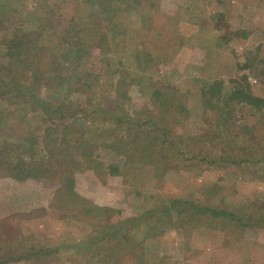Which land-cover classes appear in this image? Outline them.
<instances>
[{
  "label": "rangeland",
  "instance_id": "374dc122",
  "mask_svg": "<svg viewBox=\"0 0 264 264\" xmlns=\"http://www.w3.org/2000/svg\"><path fill=\"white\" fill-rule=\"evenodd\" d=\"M84 2L0 0V17L7 23V29L3 33L11 36L14 27L22 20L28 19L25 29L35 30L39 25H43V28L47 29L44 42L50 47H55V53L60 54L61 51L54 44L51 29L62 34L72 17L80 12L85 13L88 9L87 3ZM126 2L132 12L130 17L128 15L127 23L130 22L132 27H144L137 36L140 43L143 42L145 50L153 51L156 55H167L166 60L156 62L157 65L154 63V72L147 73L146 77L153 82L163 81L173 86L180 93L176 94V98H180L182 94V98L175 101H183L190 114L184 119L183 115L179 114L181 127L184 128L182 131H186V137L195 136L189 140L192 148L187 152V157L191 158L194 150H200L202 154L198 159H206L184 160L176 167L173 161L162 164L157 159L149 160L147 155L140 154L139 151L135 153L137 149L131 151L126 147L133 154L131 167L124 162L125 155L119 157L114 148L108 146L113 143L114 138L98 131L95 124L90 122V118L83 125L82 134L86 141L82 144L83 147H78L77 143L81 140L74 144L71 136L68 139V129L53 128L56 122L60 125L62 121L45 120L40 112L41 107H37L39 110L36 112L31 110L33 105L30 102H37L31 94H27V102L19 101L18 104L11 105L13 109L9 111L6 110L7 106L5 107L6 100L0 99V242L7 243L4 239L9 236L10 244L15 238L25 240V250L33 244L51 249L50 262L41 264H87L91 261L93 262L89 264H95V260L90 258L92 254L96 255L104 241L100 238L95 240V243L92 242V252L86 251V245L91 237L106 231L97 225L103 226L118 219L141 217L146 213L148 217L141 218L130 228V245H126L131 249L125 252L127 261L122 260L120 263L119 260L118 264H246L243 262V254L251 250L248 240L258 242L250 252L251 259L255 264H264V230L238 226L232 232H224L204 223H192L189 228L183 230L176 227L177 213L166 211L171 202L178 198L195 200L213 208L232 210L237 214L241 209H250L254 202L264 201V161L258 165L255 162H245L244 165L234 163L247 156L253 157L252 150V153L264 150V110L260 112L261 115L245 103H226L225 97L222 96L218 108L213 112L228 111L230 104L235 108L233 119L227 120L224 117L222 128L219 133L214 131L213 136L209 131L206 132L208 124L205 118L212 115L211 117L216 119V115L206 111L201 93L203 85L213 81H222L227 87L223 86L224 93H227L230 81L240 79L245 74L254 93L264 98V0ZM217 14L224 16L223 19L231 25L233 32L245 29L249 33L248 37L231 38L226 43L222 38L225 26H222L223 30L218 29ZM228 35L231 33L228 32ZM129 50L132 52L134 46ZM4 51L5 47L0 42V63H3ZM105 58V54L100 55L99 49L94 48L91 54L80 59L74 55L69 59H59L66 66V70L60 73L61 76L74 75L75 80H72L71 88L76 92L75 101H80L83 107L88 105L91 110L95 108L96 102L100 101L101 95L112 91L106 81ZM134 68L135 63L132 60L125 63V71ZM49 70L56 71L51 68ZM88 71L99 74L95 84L97 86L85 91L86 98L77 99L76 96H80L82 90H77L78 84H75V81L80 82L79 78L85 79ZM52 85L43 86L40 96L45 104L56 108L55 105L59 103L55 98L57 95H48ZM118 87L117 94L122 96L127 93L123 88L125 86ZM128 91L131 98L128 101L133 108H142L144 104L140 103L139 87L133 84ZM55 94L56 92H53V95ZM159 110L154 111L156 113ZM60 115L57 112L53 118L57 119ZM172 117V122H175L176 115L172 114ZM122 128L133 132L132 128ZM231 129H234L237 135H230ZM150 130L142 129L147 137L150 135V140L153 135L154 141L157 136L156 129L151 130L152 134ZM123 131H118L120 137L133 138L134 134ZM168 135L174 136L173 133ZM200 135L201 139L197 138ZM78 137L81 138V134L74 133L73 138ZM139 139H142V136ZM159 139L155 141L157 148L162 146L165 137L159 136ZM32 141H35L36 145H33ZM250 146L253 149H250ZM50 149L54 153H49ZM33 152L36 153L34 161L43 163L38 165H49L60 174H63L66 168L74 171L70 173L76 178L74 192L66 194L67 190L64 188L62 193H59L61 182L44 178L46 171L39 172L38 177L32 176L24 180L6 175L12 173L13 164L19 163L22 157L30 161ZM96 155L103 161H117L121 166H129L128 170L132 175L104 177L105 175L96 176V173L91 171L77 169L85 166ZM155 158L160 159L162 156L156 154ZM7 160L9 162L5 164L4 161ZM63 161L66 165L57 164ZM188 163L190 171L182 168ZM77 196L82 197L84 202ZM85 203H92L103 209H118L120 213L112 212L101 216L99 213L86 212ZM155 213L159 219L154 217ZM156 227L159 231L154 238L151 235ZM107 240L111 243L110 240L113 239L109 237ZM10 250L9 255H16L17 243L10 247ZM103 259V264L110 261L105 257ZM6 264L25 263L10 261Z\"/></svg>",
  "mask_w": 264,
  "mask_h": 264
},
{
  "label": "trees",
  "instance_id": "16d2710c",
  "mask_svg": "<svg viewBox=\"0 0 264 264\" xmlns=\"http://www.w3.org/2000/svg\"><path fill=\"white\" fill-rule=\"evenodd\" d=\"M82 1L87 3L88 9L85 13L80 12L75 17H72L70 23L63 29L62 34H58L56 30L51 29L55 42L54 44H56L61 51L60 54L55 53V47H50L44 42L45 31L47 29L43 28V25H39L35 30H26L28 19H24L19 25L14 27L12 35L7 36L3 33V31L7 29V23L0 17V42L5 47L2 58L3 63H0V99L6 100V110L9 111L13 109L11 105L15 103L18 104L19 101L27 102L26 99H28L29 96H27V94H31L36 98L35 100H37V102H30L33 105L31 110L36 112V110H39L38 108L41 107L42 110L40 112L43 113L42 115L45 120L62 121L60 125L56 122L53 128L56 130L57 128H61L62 130L68 129V139L71 136L74 144L81 140L77 143L78 147L82 146L86 141V138L82 134L84 129L83 125L84 122H87V119L90 118V122L95 124L98 131H101V133L104 132L114 138L113 143L108 146L114 148L115 154L119 157L120 155H125L126 160L124 162L131 167L133 163V154L130 150L134 151L136 149L135 153L139 151L140 154L147 155L149 160L157 159L161 161L160 163L162 164L166 161H173L176 167L179 166V162L184 160H191L193 158L200 161L205 160V157L198 159L199 155L202 154L200 150H194L192 152L193 156L191 158L187 157V152L192 148V143H190L189 140L195 136L186 137V131H182L184 128L181 127L182 122L179 121V114L183 115V119L188 118L190 115L183 101L179 103L176 102L182 98V94L180 98H176V94L179 95L180 93L173 86L163 81L153 82L148 76L146 77L147 73L154 72L152 70L157 63H161V61L167 59V55H156L153 51L145 50L143 42L140 43L137 36L144 27H134L135 25L132 27L130 22L127 23L128 15L130 17L132 12L129 10L126 0ZM216 16H218V29L223 30L222 26H225L222 38L226 43L230 41L231 38L241 36L239 38L246 39L248 37L249 33L245 31V29L241 32H233L231 25L223 19L224 16L222 14H217ZM144 24L147 25V22L144 21ZM48 27L50 28L49 23ZM228 32L231 33V35H228ZM128 45H130V47ZM131 46H134L132 52L129 50ZM94 48L99 49L100 55H106L104 59L107 60L105 67L107 71L105 76L107 77L106 81L109 83V87L112 88V91L107 94L104 93L103 96L101 95L100 101H97L95 108L91 110L88 105L83 107L80 101L78 103L75 101L76 98L74 94L76 92L71 88V82L75 80L73 78L74 75L61 76L62 74L60 73H62V70H66V66L63 65L59 59H61V57L69 59L71 55L80 59L91 54ZM131 60L135 63L134 70L125 71V63L131 62ZM154 63H156V65ZM49 68L56 71L51 72ZM85 75V79L79 78L81 79L80 82L75 81V84H78L77 90H82V92L79 93L80 96H76L78 97L77 99L86 98L84 96L85 91L90 90L92 86H95L98 82L97 78L99 74L88 71ZM59 78L61 80L57 81ZM230 83L231 85L227 93H224L223 86L224 88L227 87L222 81L207 82L203 85L201 90L202 102L206 107V111L215 113L216 115V119L211 117L212 115L205 118L208 124V130L206 132L209 131L213 136L214 131L215 133H219V129L222 128L223 125H221V122L224 117H226L227 120L229 118L233 119V111L235 108L231 107L232 105L230 104L228 105L230 106L228 111L222 110L213 112L214 109L218 108V103L221 101L222 96L225 97L226 103L230 101H238L237 104L245 103L259 114L264 110V98L254 93L248 82V77L245 76V74L240 79H232ZM133 84L139 87L141 93L140 103L144 105L140 109H138V107L133 108L134 106L128 101L131 99L128 90ZM49 85H52V87L49 88V97L57 95L55 98L58 99L59 103L55 105L57 106L56 108L45 104L44 99L40 96L41 88L43 86L49 87ZM121 85L125 86L123 88L127 91V93L124 94L125 96L116 93V89H119L117 86ZM53 92H56V94L53 95ZM101 102L103 104L100 105L99 103ZM156 109L160 110L155 113L154 110ZM57 112L61 115L57 119H54L53 116ZM172 114L176 115L177 119L175 122H172ZM114 123H116L117 126H111V124ZM122 126L132 128L133 132H131L130 129L124 130ZM148 128L151 130L156 129L155 132H157V136L154 141L153 135H151L152 140H150L148 138L150 135L147 137L142 131V129L147 130ZM120 129L122 131L124 130L123 133L131 132L134 134L133 138H131L132 140L120 137L118 135ZM151 130L150 134L153 133ZM180 130L182 132H180ZM77 132L81 134V138H73L74 133ZM170 133H173L174 136L170 137L168 135ZM230 135H237L236 131L231 129ZM140 136H142V139H139ZM159 136L165 137V141L162 142L160 148H157V142L155 141L160 140ZM197 138L201 139V135ZM32 144L36 145V142L32 141ZM126 147H129L130 150ZM250 149L253 148L250 146ZM51 151L54 153L51 149L49 153ZM252 152L251 154L253 157L247 156L239 161H234V163L237 162L239 165H244L245 162H255L258 165L259 162L264 161V150L255 153ZM34 154L36 153L33 152L30 155V161H27V159L24 160L22 157L19 163L13 164L14 168L12 173L9 172L6 175L24 180L32 176L38 177L39 172L46 171V175L42 174L44 178L46 177L49 178V180L61 182L62 186L61 190L59 189V193H62V189L64 188L67 190L66 194L74 192L76 178L70 175V173L74 171L66 168L64 173L60 174L55 168L52 169L49 165H38L39 163H43L39 160L34 161ZM156 154L162 156V158H155ZM135 157L134 155V159ZM7 162L9 161H4L5 164H7ZM54 164L56 163L54 162ZM57 164L61 166L66 165L64 161L57 162ZM128 167L129 166L126 167L125 164L121 166L117 161H103V159H100V156L96 155L85 166L82 165V167H77V169L81 171H91L94 174L96 173V176L105 175L104 177H114L123 176L124 174L132 175ZM182 168L189 170L190 163L182 166ZM50 169L52 170L50 171ZM179 169H181V167H179ZM79 198L84 202L82 197ZM84 209L86 212L99 213L101 216H107L112 212L120 213L118 209L107 207L103 209L92 203H85ZM166 211H174L177 213L176 227L182 228L183 230L189 228L192 223L200 225L203 223L205 225L208 224L212 228L220 229L224 232H232L233 229H236L238 226L256 227L264 230V201L254 202L251 204L250 209H241L237 214V212H233L232 210L213 208L195 200L178 198L171 202L170 208L168 207ZM145 217H148V215L143 213L141 217L127 220L118 219L113 221V223L103 224V226L98 224L97 226L106 231H102L96 234L95 237H91L86 245V251L92 252L94 244H91L92 242L95 243V240H100V238H102L104 243L101 248L96 251V255L92 254V258L90 259L95 260V264H103L104 257L107 261L110 259L106 264H118L119 260L120 263H122V260L127 261L125 252L131 249L129 246L130 239L128 232L131 231L130 228L137 224L141 218ZM154 217L157 219L160 218L156 213ZM158 231L159 229L156 227L151 237L156 238L155 236L158 235ZM109 237L113 239L110 240L111 243L107 240ZM8 240H10L9 236L4 239L7 243L0 242V264H6L10 261H23L25 264H41L50 262L51 260V249L33 244L29 249L27 247L30 251L27 252L28 250H25L23 244L25 240L15 238L12 244H10ZM248 241H250L248 244L251 250L243 254V262L246 264H255L250 257V252L253 247H256L258 242L256 240ZM16 243V255H9L11 251L10 247L12 248ZM92 262L93 261L89 263Z\"/></svg>",
  "mask_w": 264,
  "mask_h": 264
}]
</instances>
